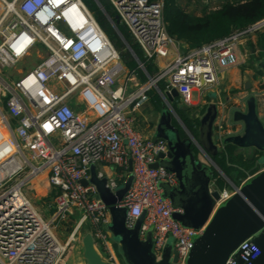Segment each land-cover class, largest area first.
<instances>
[{
    "label": "built area",
    "instance_id": "built-area-1",
    "mask_svg": "<svg viewBox=\"0 0 264 264\" xmlns=\"http://www.w3.org/2000/svg\"><path fill=\"white\" fill-rule=\"evenodd\" d=\"M96 1L148 76L131 92L127 86L138 71L127 69L120 49L84 0H0V264H62L84 227L109 264H123L110 240V208L89 181L92 165L113 168L110 173L98 170L113 192L133 177L117 206L127 208L130 227L145 215L140 234L144 237L153 227L158 257L173 238L178 264H189L206 229L186 227L174 217L181 209L164 197L160 184L178 186L176 174L153 166L161 154L167 155V141L143 136L134 113L150 100L151 89L166 102L167 93L176 89L182 103L191 104L195 91L217 83L223 69L241 62L239 45L264 29V18L181 51V41L168 31L164 0H106L120 22ZM118 23L127 28L145 59L158 65L154 75ZM34 52L33 66L11 71ZM225 128L223 122L218 124L215 140L221 145ZM44 172L56 193L50 218L43 217L24 190ZM246 180L220 189L217 205L233 197ZM74 209L80 217L62 241L55 228ZM261 253L252 234L230 252L225 264H254Z\"/></svg>",
    "mask_w": 264,
    "mask_h": 264
},
{
    "label": "water",
    "instance_id": "water-1",
    "mask_svg": "<svg viewBox=\"0 0 264 264\" xmlns=\"http://www.w3.org/2000/svg\"><path fill=\"white\" fill-rule=\"evenodd\" d=\"M115 18L120 22L118 15ZM259 66L264 69V60ZM178 95L176 89H173L171 94L167 93L168 105L161 110L153 139H165L169 150L167 155L161 154L162 158L153 166L164 167L176 174L178 186L166 182L160 184L164 197L170 198L173 205L181 209L174 213V217L186 227L206 226L193 249L197 254L193 258L190 254L189 264H225L223 255L247 226L253 229L252 232L243 237L234 248L244 238L255 234V241L261 247L262 253L254 264H264V169L253 184L239 187L238 192L228 203L216 207L220 198V188L212 189V181L216 171L225 176L213 159L220 152L214 138L219 105L214 101L208 104L200 118L197 137L194 135L182 137L173 123L174 108L171 104ZM233 119L243 123V131L225 136L222 143L255 150L254 153L258 154L257 166L264 168V118L258 112L255 95L247 99L246 110L234 111ZM193 139L198 141L209 157L210 165L204 163L194 151ZM132 179L130 176L124 186L113 192L107 186V178L98 176L96 165H92L89 179L96 184L100 197L110 208L112 217L109 225L110 234L118 242L124 261L126 264H178V252L174 247L173 238H169L159 258L153 249V227L148 229L144 237L140 234L145 215H141L135 225L130 227L127 224V208L117 206ZM83 182L86 184L88 181ZM84 246L88 264H109L96 248L90 233L84 237ZM229 254L227 253L226 258Z\"/></svg>",
    "mask_w": 264,
    "mask_h": 264
},
{
    "label": "crops",
    "instance_id": "crops-1",
    "mask_svg": "<svg viewBox=\"0 0 264 264\" xmlns=\"http://www.w3.org/2000/svg\"><path fill=\"white\" fill-rule=\"evenodd\" d=\"M209 1H212V6H209L208 4V6L207 5L203 6L202 10L205 9L206 7H208L209 9L218 7L222 3L223 0H209ZM181 2L185 3L188 6L194 3L193 0H181ZM260 31H264V29ZM258 32L252 35H249L239 45V52L242 55L241 62L236 65L230 66L226 69H223L220 72L219 81L217 83L213 84L212 86H208L204 88L202 91H195L197 93L195 95L196 99L192 98V103L197 104L199 106L201 116L205 112L210 102L214 101L218 103L219 115L216 120V126L214 130L215 139H218L219 137L218 124L220 122H223V124L226 126L225 133H223L224 137L230 134L241 133L243 131V123L239 121H234L233 113L235 110H246L247 99L252 95L256 96L258 112L260 116L264 118V69L259 66L260 62L263 60L264 51L262 50L259 44ZM180 49L181 51L182 50L186 51V50H189L190 47L188 46V44L181 41ZM247 52H250L251 57L247 56L248 55ZM173 56H174L173 53L170 54V58H172ZM245 57H248V58H245ZM127 69L132 70V69H129L128 67ZM145 76L146 75L144 74V72L140 70L136 78L132 81H129L130 83L127 86V92H131L132 90L136 89L140 85V83L144 82ZM122 82L123 81L121 79L119 80L118 84H121ZM181 104L183 105L182 101H181ZM167 105H168V102L164 100V106L162 107V109L166 107ZM161 110H157L153 106L151 101L149 100L140 109H138L134 113L135 127L138 131H140L143 134V136L147 138H152V139L154 138L157 124L161 116ZM173 114H174L173 123L179 129L182 137H190L193 135L195 137L198 136V132L194 133L184 124V122H182V120L176 113L175 109H174ZM197 131H199V126H198ZM218 145L220 146V150H221L225 148L226 144L223 143V145H221L218 143ZM231 149L235 156L240 155L246 159H251V157H253L254 154H256V156L258 155L257 153H254L255 150L241 148L236 145H234ZM197 153L199 154L200 159L204 163L209 164V165L211 164V161L209 157L207 156V154H205L204 152H200L199 150ZM257 162H256L255 172H250V170H244L245 173H247V176L244 179H247V180L244 184H242V186H246V185L248 186V185L253 184L256 181V179L259 177L260 172L264 168H259L257 166ZM240 165L241 167H243L242 164ZM96 168H97V171L103 170L107 173H110L111 171H113V168L107 165H98ZM257 172L259 173L257 174ZM221 175L224 178H226V180L228 181L229 185L227 186V188L232 187L233 185L232 183L234 182H232L230 178L226 176V174L225 176L223 174ZM215 181H216L215 178H213L212 189L218 187ZM31 183H32V189H34L35 190L34 192L37 194L36 196H39L43 200V203L40 204L41 206L37 207L38 211L43 215V217L50 218L53 215V212L55 211L56 193H55V190L49 184L48 173L44 172L34 177ZM230 199L227 200L222 205L228 203ZM217 206L218 205H216V207ZM80 214L81 213L78 210L74 209L72 210V212L68 214L67 218H65L63 221L57 224L55 228L56 235L62 241L67 240L68 235L71 229L73 228V226L75 225V223L77 222L78 218L80 217ZM255 218H256V221H258L257 217ZM253 220L251 222H253ZM252 230L253 229L250 226H247L246 228H244L242 234L239 235L238 239L229 245L226 254H224L222 257L223 261H225L227 253H230L234 249V246L243 237L251 233ZM88 233H89V230L86 227H84L78 239L72 242L71 245L69 246L64 262L62 264H88L87 258L85 256V246H84V237ZM201 243L202 241H200V244ZM114 246H115V249L118 255L120 254V256H122L119 246L116 245L115 243H114ZM196 254H197L196 251L193 250L191 253V257L193 258ZM121 261H123L122 262L123 264H126V262L123 259V256H122Z\"/></svg>",
    "mask_w": 264,
    "mask_h": 264
},
{
    "label": "trees",
    "instance_id": "trees-1",
    "mask_svg": "<svg viewBox=\"0 0 264 264\" xmlns=\"http://www.w3.org/2000/svg\"><path fill=\"white\" fill-rule=\"evenodd\" d=\"M84 1L87 5L89 4L88 0ZM91 1L94 2V0ZM100 1L105 6L106 10L115 18V12L111 9V5L106 0ZM163 12L169 33L178 40L188 44L190 48H195L225 37L237 29L246 28L263 19L264 0H223L218 7L210 9L205 8L200 13L190 10L188 5H183L181 3V0H164ZM118 27L133 47L138 57L144 62L148 72L154 75L159 70L157 64L145 59L141 47L134 41L124 25L118 23ZM258 34L259 44L264 51V31L259 30ZM117 44L115 43L118 47ZM127 51L129 54H122V57L125 58L129 69H135L138 63L132 53L128 49ZM160 86L164 88L166 83L161 81ZM150 101L157 110H161L164 106V99L156 89L150 90ZM181 101L182 98L178 95L174 97L171 104L182 122H184L191 131L197 133L200 124L199 117L191 115L192 107L183 106ZM233 146L234 145L231 143L226 144L225 148L221 149L213 159L232 182L236 185H240L247 176L244 170L255 172L258 156L254 154L251 159L243 158V156L240 155L235 156L231 149ZM194 151L198 152L196 146H194ZM240 164H242L243 167H241ZM214 178L220 189L229 185L226 178L218 171L215 172Z\"/></svg>",
    "mask_w": 264,
    "mask_h": 264
},
{
    "label": "rangeland",
    "instance_id": "rangeland-1",
    "mask_svg": "<svg viewBox=\"0 0 264 264\" xmlns=\"http://www.w3.org/2000/svg\"><path fill=\"white\" fill-rule=\"evenodd\" d=\"M89 1V4L88 6L91 8V10L93 11L97 21L100 23V25L104 28V30L108 33V35L111 37L112 41L114 43H118V48L120 49L121 51V55L122 54H126L127 55L129 54L128 51H127V44L125 43V41L123 40V38L119 35V33L116 31L115 27L113 26V24L110 22L108 16L105 14V12H103L98 4V2L96 0H94V2H92L91 0H88ZM194 3H192L190 6H189V9L192 10V11H196L198 13L202 12V8L203 6H212V1H209V0H193ZM182 3V2H181ZM183 5H186L185 3H182ZM196 6V7H195ZM202 6V7H201ZM196 8V9H195ZM208 8V7H206ZM209 9V8H208ZM248 53V57H251L250 56V52H247ZM36 53H32L30 54L28 57H25L23 60H21L17 65H16V68H12L11 71L13 73H17V68L19 69L20 67H29V66H33L37 60V57H36ZM256 56V55H255ZM248 57H245V58H248ZM123 61H125V58L122 57ZM250 59V58H249ZM126 63V61H125ZM127 65V64H126ZM138 73L139 71L141 70L139 68V66L137 65V67L135 68ZM133 70V69H132ZM147 77V78H146ZM148 80V76H145V81ZM197 93L194 92L193 93V99H196V95ZM197 104H187V103H184L183 106L187 107V106H191L192 107V112H191V115H193L194 117L197 116L200 118L201 116V113H200V110H199V106ZM259 172H257L258 174ZM254 176V175H253ZM24 190L27 192L28 196L30 197L33 205L35 206V208L37 209L38 206H41L40 204L43 203V200L39 197V196H36L37 194L34 192L35 190L32 189V183H29L27 184L25 187H24ZM35 193V194H34ZM35 195V196H34ZM38 210V209H37ZM45 218H49V217H45ZM56 233V231H55ZM110 240L115 243L116 245H118V242L116 241L115 237L114 236H111L110 237ZM74 246V245H73ZM72 248V247H71ZM122 258V256H121ZM189 262V261H188Z\"/></svg>",
    "mask_w": 264,
    "mask_h": 264
}]
</instances>
